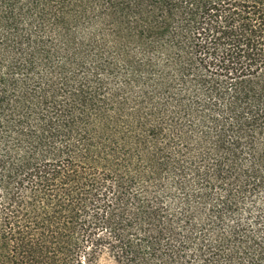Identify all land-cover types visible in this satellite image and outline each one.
Here are the masks:
<instances>
[{
    "label": "trees",
    "instance_id": "1",
    "mask_svg": "<svg viewBox=\"0 0 264 264\" xmlns=\"http://www.w3.org/2000/svg\"><path fill=\"white\" fill-rule=\"evenodd\" d=\"M105 251L264 264V0H0V264Z\"/></svg>",
    "mask_w": 264,
    "mask_h": 264
},
{
    "label": "rangeland",
    "instance_id": "2",
    "mask_svg": "<svg viewBox=\"0 0 264 264\" xmlns=\"http://www.w3.org/2000/svg\"><path fill=\"white\" fill-rule=\"evenodd\" d=\"M113 14L107 13L106 16L99 17L97 15L93 16V28L92 34L94 37V44L102 46L106 44L108 50H115L116 43V32L114 31L113 25ZM115 20V19H114ZM134 38L127 37L121 43L120 49L122 54H126L127 60L130 61L131 58L135 60V54H137L140 62H145V55L148 52L144 48L145 38H141V43L138 42L133 44ZM118 44V43H117ZM136 51L137 53H135ZM138 61V62H139ZM96 264H122L118 262L109 252L105 251L98 257Z\"/></svg>",
    "mask_w": 264,
    "mask_h": 264
}]
</instances>
